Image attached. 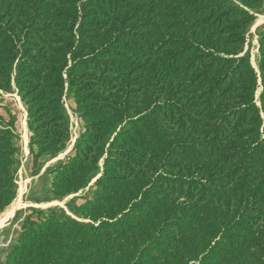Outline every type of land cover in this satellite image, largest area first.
I'll return each mask as SVG.
<instances>
[{
    "label": "trees",
    "instance_id": "16d2710c",
    "mask_svg": "<svg viewBox=\"0 0 264 264\" xmlns=\"http://www.w3.org/2000/svg\"><path fill=\"white\" fill-rule=\"evenodd\" d=\"M264 0H0V92L26 110L35 159L70 139L52 194L97 175L80 219H27L0 264H264ZM14 120L0 115V211Z\"/></svg>",
    "mask_w": 264,
    "mask_h": 264
},
{
    "label": "rangeland",
    "instance_id": "374dc122",
    "mask_svg": "<svg viewBox=\"0 0 264 264\" xmlns=\"http://www.w3.org/2000/svg\"><path fill=\"white\" fill-rule=\"evenodd\" d=\"M251 12L254 20L246 32L244 52L249 55L250 62H255L252 66L257 68V34L264 29V4L252 9ZM63 101L69 119L70 139L61 152L43 154L35 159L28 147L29 133L24 103L16 91L0 92V115L5 121L10 117L14 120L12 131L13 143L16 147L12 165L16 194L11 204L0 211L1 219L9 208L8 216L0 221V263L4 262L6 254L15 244L21 226L27 219L36 221L50 213L61 219H80L76 207L93 194L97 175H92L83 189L75 194L62 198H55L52 194L53 169L73 153L74 145L83 131V124L74 111L72 95L65 94Z\"/></svg>",
    "mask_w": 264,
    "mask_h": 264
},
{
    "label": "bare ground",
    "instance_id": "6f19581e",
    "mask_svg": "<svg viewBox=\"0 0 264 264\" xmlns=\"http://www.w3.org/2000/svg\"><path fill=\"white\" fill-rule=\"evenodd\" d=\"M251 63H252V65H255V62H254V61H252ZM8 209H9V208H8ZM8 209H7V212H4V213H3L1 219H2L3 217H6V215H8V213H9V210H8ZM11 211H12V210H11ZM1 219H0V221H1Z\"/></svg>",
    "mask_w": 264,
    "mask_h": 264
},
{
    "label": "crops",
    "instance_id": "0c3cea01",
    "mask_svg": "<svg viewBox=\"0 0 264 264\" xmlns=\"http://www.w3.org/2000/svg\"><path fill=\"white\" fill-rule=\"evenodd\" d=\"M25 113H26V111H25ZM6 216H8V215H6ZM5 218V217H4ZM4 218H2L1 220H3Z\"/></svg>",
    "mask_w": 264,
    "mask_h": 264
},
{
    "label": "water",
    "instance_id": "95a60500",
    "mask_svg": "<svg viewBox=\"0 0 264 264\" xmlns=\"http://www.w3.org/2000/svg\"><path fill=\"white\" fill-rule=\"evenodd\" d=\"M254 67V66H253ZM255 68V67H254ZM255 70L257 71V68H255Z\"/></svg>",
    "mask_w": 264,
    "mask_h": 264
}]
</instances>
